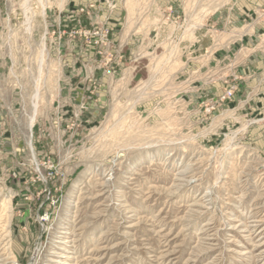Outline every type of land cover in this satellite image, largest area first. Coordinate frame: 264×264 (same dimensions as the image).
I'll return each mask as SVG.
<instances>
[{
  "label": "rangeland",
  "instance_id": "374dc122",
  "mask_svg": "<svg viewBox=\"0 0 264 264\" xmlns=\"http://www.w3.org/2000/svg\"><path fill=\"white\" fill-rule=\"evenodd\" d=\"M233 1L0 0V264H264Z\"/></svg>",
  "mask_w": 264,
  "mask_h": 264
},
{
  "label": "crops",
  "instance_id": "0c3cea01",
  "mask_svg": "<svg viewBox=\"0 0 264 264\" xmlns=\"http://www.w3.org/2000/svg\"><path fill=\"white\" fill-rule=\"evenodd\" d=\"M230 13L233 11L229 22L235 19L239 21L237 33H231L230 38H239L246 46L243 74L246 77L242 83L244 93L254 95L250 107L252 114L264 113V51H250L255 36L264 33V0H234L230 5ZM261 12L259 19L253 15ZM239 36V37H236ZM242 94V92H241Z\"/></svg>",
  "mask_w": 264,
  "mask_h": 264
},
{
  "label": "bare ground",
  "instance_id": "6f19581e",
  "mask_svg": "<svg viewBox=\"0 0 264 264\" xmlns=\"http://www.w3.org/2000/svg\"><path fill=\"white\" fill-rule=\"evenodd\" d=\"M202 208V207H201ZM209 208V207H208Z\"/></svg>",
  "mask_w": 264,
  "mask_h": 264
}]
</instances>
